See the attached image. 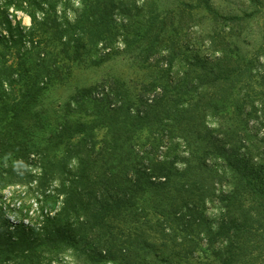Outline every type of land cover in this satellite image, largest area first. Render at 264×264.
Masks as SVG:
<instances>
[{"label":"trees","instance_id":"obj_1","mask_svg":"<svg viewBox=\"0 0 264 264\" xmlns=\"http://www.w3.org/2000/svg\"><path fill=\"white\" fill-rule=\"evenodd\" d=\"M166 2L0 0L10 32L0 37V188L20 181L61 201L30 224L8 221L0 206V264H53L69 249L78 264H264V151L251 128L257 57L228 49L224 25L209 38L214 57L191 55L180 38L186 14L238 25L260 11ZM10 7L31 17L27 30ZM117 36L140 67L156 69L137 93L106 77L50 115L39 108L60 59L99 66Z\"/></svg>","mask_w":264,"mask_h":264},{"label":"rangeland","instance_id":"obj_2","mask_svg":"<svg viewBox=\"0 0 264 264\" xmlns=\"http://www.w3.org/2000/svg\"><path fill=\"white\" fill-rule=\"evenodd\" d=\"M6 0H1L5 2ZM166 3L172 5H178L181 2L195 3L209 5L214 8L220 15H242L244 12L254 13L255 16H251L244 23L233 25L229 23L227 19H222L215 15L214 18L206 11H195L192 15L186 14L184 19L190 27L182 32L180 36L181 42L185 49H189L191 55H201L214 57L219 55L215 50L216 48L211 45L210 35L216 29L219 30L220 25H224L226 31H229L227 38L224 41L228 42V49L244 55L245 57H257L254 60L252 66V82L254 84V90L251 94L254 95L256 102L258 103V118L251 122L252 131L257 135L254 137L258 141V146L261 147V151H264V0H166ZM195 1V2H194ZM25 5V4H24ZM4 5H2V8ZM61 11L66 8L67 13L70 16L74 15L72 8L66 7L64 4H60ZM203 9V8H201ZM8 11L11 13L10 18L13 24L19 25L27 30L32 22L31 17L22 9H16L10 7ZM118 21L122 19L121 15H118ZM219 22V23H217ZM183 25V24H182ZM10 32L6 28L3 17L0 15V37L1 35H7L5 38L9 40L8 36ZM25 43L31 46L30 36H25ZM109 46L104 47L102 52H111L108 58L99 66H87V64L70 63L71 67L68 68L66 62L59 58L57 52L51 47H46V43L43 42L45 51H53L55 56L58 57L60 68L62 69L61 75L57 81L53 82V85L46 92V96L39 106L44 113L50 115L55 109H59L67 101L70 95L77 88L91 87L102 84L103 79L106 77H118L121 80H125L130 90L134 93L140 89L141 83L148 81L149 77L156 72V69L150 67L149 69L142 68L139 64L133 61L131 57L132 52L125 51L123 49L124 43L121 36H117ZM221 40H217L218 42ZM4 38H0V53L7 51L4 47ZM219 47V46H218ZM217 47V48H218ZM111 48V49H110ZM16 49L10 50L9 54L5 57L8 63L15 61ZM7 53V52H6ZM159 56L154 57L153 61L156 62ZM103 87L98 88V91ZM105 131L99 130L98 136H104ZM264 159V154H263ZM264 161V160H263ZM32 171L37 169L30 166ZM18 181V180H17ZM35 185V184H34ZM228 186H226L227 188ZM35 188V187H34ZM51 188V187H50ZM49 192V191H48ZM57 197H50L47 200L41 196V190L36 187L35 190L30 188V185L23 184L18 181L14 184H9L7 187L0 188V206L4 210L5 218L13 223L24 222L39 223L42 222V215L48 211L50 214H54L59 209L61 201ZM208 214L214 216L216 209L214 204L208 205ZM74 251L69 249L66 251H59L55 255H52L53 264H78ZM203 256V254H202ZM47 264V262H45ZM214 264V261H212Z\"/></svg>","mask_w":264,"mask_h":264}]
</instances>
